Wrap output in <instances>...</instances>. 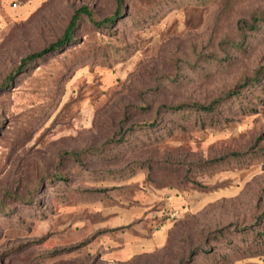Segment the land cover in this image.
I'll return each instance as SVG.
<instances>
[{
	"label": "rangeland",
	"instance_id": "1",
	"mask_svg": "<svg viewBox=\"0 0 264 264\" xmlns=\"http://www.w3.org/2000/svg\"><path fill=\"white\" fill-rule=\"evenodd\" d=\"M82 5L118 4L0 0V264H264V81L212 114L162 108L264 67V0H120L18 73ZM158 206L178 213L166 246L118 261Z\"/></svg>",
	"mask_w": 264,
	"mask_h": 264
},
{
	"label": "trees",
	"instance_id": "2",
	"mask_svg": "<svg viewBox=\"0 0 264 264\" xmlns=\"http://www.w3.org/2000/svg\"><path fill=\"white\" fill-rule=\"evenodd\" d=\"M116 1H117L118 5H117L114 13L111 16L106 17L100 21L94 20L91 10L85 5H82L78 9L73 11L71 18L69 19L67 26L65 27V29L63 31L62 36L60 38H58L56 41L48 44L47 46H45L41 50L34 52V53H30L27 56H25L24 58H22L19 66H18V69H17L18 73L24 72V70L27 67H29V65L31 63L38 61V60H41V59H44V58H46V57H48L54 53H57L58 51L64 49L67 45L71 44L74 41L73 35L75 32L77 23L82 17H86L90 21V23L93 27H96V28L102 27L104 29L110 28V26L115 22V19L120 14V0H116ZM251 19H252L251 24L248 26L250 29L253 30L255 27H257V24L259 22H264V13L262 15L252 16ZM8 79H10V77ZM263 81H264V67H261L258 70H256L251 77L246 78L240 85L235 87V89H232L231 91H229L224 98L212 101L208 104H198V103L181 104V105L172 106V107L163 106L162 108L167 109V110H171V111L188 110V111L201 112V113H205V114H210V113L212 114L215 111L217 105L219 103L223 102V100H225L226 98L238 96L240 90L243 88H248L249 86L250 87H259V84ZM136 127H138V126H136ZM131 130H133V127L131 128ZM72 155L76 156V155H78V153L73 152ZM171 213H172L171 211H166L162 217V220H164V221L169 220L172 224L176 219H178V217L175 219H170ZM257 222H259V223L263 222V217H258ZM170 232H171V228L168 231L166 243L162 248H164L166 246ZM199 253H201V252H199ZM194 255H196V254L193 251L192 253L189 254L188 257L191 258Z\"/></svg>",
	"mask_w": 264,
	"mask_h": 264
},
{
	"label": "crops",
	"instance_id": "3",
	"mask_svg": "<svg viewBox=\"0 0 264 264\" xmlns=\"http://www.w3.org/2000/svg\"><path fill=\"white\" fill-rule=\"evenodd\" d=\"M168 192H170V190L163 189L157 191V193H153L149 202H154V200L158 197L165 198L167 194H169ZM159 209L160 207L158 206L151 208L146 212L149 222L148 225L150 226H145V224L142 223L136 224L137 222L131 225L133 223L132 221L130 223L128 221H124L128 222L126 223L127 226H131L129 228L122 229L123 234L133 232L138 233L139 235L136 236V240H133V236H131L129 240H126L122 244L115 246V249L118 250V252L116 251V255L119 259L118 261L123 262L133 258L136 255L154 252L165 245L168 231L170 230L172 224L169 220H162L165 212Z\"/></svg>",
	"mask_w": 264,
	"mask_h": 264
},
{
	"label": "built area",
	"instance_id": "4",
	"mask_svg": "<svg viewBox=\"0 0 264 264\" xmlns=\"http://www.w3.org/2000/svg\"><path fill=\"white\" fill-rule=\"evenodd\" d=\"M15 5V4H14ZM178 217V213L177 212H172L171 214H170V219H175V218H177Z\"/></svg>",
	"mask_w": 264,
	"mask_h": 264
}]
</instances>
